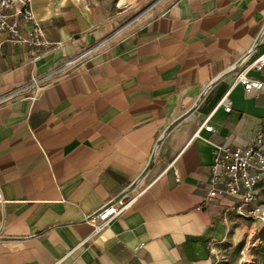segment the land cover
Segmentation results:
<instances>
[{
  "label": "crops",
  "instance_id": "crops-1",
  "mask_svg": "<svg viewBox=\"0 0 264 264\" xmlns=\"http://www.w3.org/2000/svg\"><path fill=\"white\" fill-rule=\"evenodd\" d=\"M30 4L61 45L0 34V95L48 80L0 102V264H216L259 240L236 198L202 202L214 145L246 147L264 127V88L237 79H264L250 66L264 0H174L62 75L49 72L118 29L114 1ZM126 191L132 207L94 232L84 216Z\"/></svg>",
  "mask_w": 264,
  "mask_h": 264
},
{
  "label": "built area",
  "instance_id": "built-area-1",
  "mask_svg": "<svg viewBox=\"0 0 264 264\" xmlns=\"http://www.w3.org/2000/svg\"><path fill=\"white\" fill-rule=\"evenodd\" d=\"M23 26L28 28L24 31ZM121 31L123 28H118L112 35L82 48L77 54L66 58L52 69L49 75H62L73 70L90 59L101 45ZM2 33L5 34L6 41L26 44L37 49H49L61 45L60 42L52 43L47 39L41 21L36 18L31 8L30 0H0V34ZM250 66L256 70L264 68V51L251 62ZM237 79L247 92L264 88V79L252 77L247 71H241ZM46 84H48L47 78H33L30 83H24L0 95V102L23 94L24 88L28 85L33 86L31 88L34 92L31 96L35 97ZM218 105H223L227 111L231 110L230 90L221 97ZM200 128L212 130V125L204 121ZM137 195H128L126 191L86 214L84 221L92 225L94 232L101 233L110 227L115 218L132 207ZM225 197L237 199L234 211L238 215L264 223V127L246 147L214 145L208 191L202 204L217 202ZM53 264H63V260L58 259Z\"/></svg>",
  "mask_w": 264,
  "mask_h": 264
},
{
  "label": "rangeland",
  "instance_id": "rangeland-1",
  "mask_svg": "<svg viewBox=\"0 0 264 264\" xmlns=\"http://www.w3.org/2000/svg\"><path fill=\"white\" fill-rule=\"evenodd\" d=\"M112 14L116 18L117 28L132 27L144 22L152 15L163 11L174 0H113ZM122 3V4H121ZM248 218V217H247ZM253 236L248 246L223 252L216 264H252L258 259L252 243L259 241ZM251 245V246H250ZM253 254V255H252Z\"/></svg>",
  "mask_w": 264,
  "mask_h": 264
},
{
  "label": "trees",
  "instance_id": "trees-1",
  "mask_svg": "<svg viewBox=\"0 0 264 264\" xmlns=\"http://www.w3.org/2000/svg\"><path fill=\"white\" fill-rule=\"evenodd\" d=\"M258 237L260 242L258 246L254 248V253L258 256V259L252 264H264V225L258 231Z\"/></svg>",
  "mask_w": 264,
  "mask_h": 264
}]
</instances>
